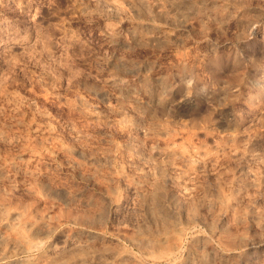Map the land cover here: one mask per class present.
<instances>
[{"label":"rangeland","instance_id":"rangeland-1","mask_svg":"<svg viewBox=\"0 0 264 264\" xmlns=\"http://www.w3.org/2000/svg\"><path fill=\"white\" fill-rule=\"evenodd\" d=\"M173 1L161 0L159 18L129 0H0V235L18 211L60 244L109 199L121 209L95 226L139 255L126 237L160 231L156 207L152 218L144 209L158 188L179 209L163 220L177 237L174 261L192 249L208 257L195 264H264V0H182L231 8L188 24ZM138 24L167 37L134 43L128 28ZM117 58L148 76L146 90L139 73L113 67ZM115 72L134 92L110 86ZM169 146L177 152H153ZM157 253L145 264L173 263Z\"/></svg>","mask_w":264,"mask_h":264},{"label":"bare ground","instance_id":"bare-ground-1","mask_svg":"<svg viewBox=\"0 0 264 264\" xmlns=\"http://www.w3.org/2000/svg\"><path fill=\"white\" fill-rule=\"evenodd\" d=\"M129 2L131 3L133 8L135 7L134 9H136V7L139 8L140 6H148L149 8H151L153 14L157 17L159 16L160 18L161 16V18H163V16H165L166 11L162 9L163 6L161 0H129ZM189 3L193 4L192 2H190V0ZM170 5L174 7V9L178 10L180 16H182V18L187 21V24L190 23L187 20V17L190 14H196L199 19L204 20L205 18L208 19L210 16L212 17L213 15H215L214 13L219 7L220 9H222L219 10L226 14L225 17H227V14L229 17V11L231 10V8L230 10H227V7L225 8L223 5H218L217 8L205 7L204 9L202 8L201 10H199V6L198 9L189 7V4H186V2H183L182 0H176L172 3L170 2ZM177 16L179 17V15ZM164 18L167 17L165 16ZM168 19L171 21V23L172 21H175L172 20L173 18ZM183 19L180 20L183 21ZM185 23L186 22L183 23L184 27L186 26ZM244 23H247V27L249 26L248 28L250 32L255 33L259 31V28L250 19H245ZM142 25H132L133 27L128 28V33H130L131 39L134 43H154L166 39L167 31H163L164 29L160 31L156 30L155 32L148 30L147 32H144V27H146L148 24L144 25V27ZM158 28L161 29L160 27ZM111 40H114V37H111ZM112 64L113 67L117 68L119 66L118 68L121 67L122 69L125 68L128 71L136 72L137 74L139 73L138 67L123 59L117 58ZM139 76L141 78V80L139 81H142V83L140 84L141 88L143 90H146L149 84V78H147L148 76H146L145 74L141 73H139ZM158 78L160 81H163L164 77L161 76ZM108 82L110 86H112V88L116 89L117 92H122L123 94L132 93L134 92L133 89H135V86L132 87L133 85L131 83V85L129 83L127 84V81H125V77L121 74H117V72L110 73ZM111 95L112 94L110 92H103L101 96L104 100H108ZM135 120L128 121H131V123H133L132 125H134L136 124ZM123 122H125V119L123 120ZM127 123L128 122H126V124ZM153 152L161 157H164L176 153L177 150L174 147L170 146L166 147L165 149L154 147ZM135 153L142 154L140 150H137V152ZM155 170L159 172L161 170V164L157 163L155 165ZM146 176L151 178L153 176V173L149 172L146 174ZM129 188L133 192L138 191L135 186H130ZM157 189L158 188H153L152 190L148 189V191L146 190L148 193L147 197L150 196L149 198L151 200L145 201L144 209H146V211L149 213V215L146 216L152 218V213L154 215V212H157H153V209L156 207L158 213L155 214L154 217L157 215V219L155 220L158 221V223H161L159 229L160 231L153 233L151 231H144L145 233L139 231L140 233L137 232L138 234L134 236L126 237V239L138 250L139 255H135L134 253L125 250L123 247L107 244L106 242L110 241L111 237L101 234L100 230L97 228V226H95L94 223L100 222L99 220L101 218V214H103L105 211H118L123 205V203H113L108 199L106 206L101 209L99 208L98 212L95 215H82L77 217L78 219L80 218L81 221H74V229L64 235V239L60 244H49L45 242L44 239L50 232V228L45 227L44 223L31 221V219H24L22 218L23 216L21 217V215L19 214L20 212L11 211L5 216L2 221V224L5 227L9 228L10 234L5 236L0 235V264H145L146 260L149 257H154L153 254L155 252H158L157 254L159 255H156V257L158 258H167V260L168 258H171V260H173L172 264H195L205 262L208 259L207 254L204 252L203 254L202 252H198L192 249L186 250V256L183 260L174 261V259L172 258V254L174 253L176 246L173 244L174 241L172 242L171 239L175 240L177 237L175 236L176 234L174 232V227L170 225L169 227H164L163 220L166 221V218L169 214L174 216L178 215L179 209L177 207V200L175 196L170 194L166 195L165 197L164 195L163 197H160V191ZM138 193L141 194L142 192H137V194ZM71 199V194H66L64 196L65 201H69ZM97 220L98 222H96ZM155 220L153 219V221L155 222H153L154 224H156ZM162 225L164 228L161 227ZM200 238L195 237L194 240H199ZM43 240L44 243L41 244L40 242H42ZM168 240L169 242H167ZM95 243H99V245H96ZM20 254H27V256L20 257ZM231 255L233 254L223 252L218 254V258L220 260L226 261L229 258H232ZM156 257L154 259H157Z\"/></svg>","mask_w":264,"mask_h":264}]
</instances>
